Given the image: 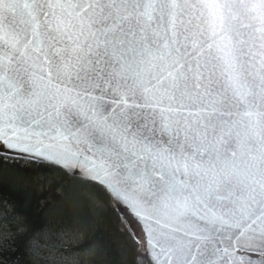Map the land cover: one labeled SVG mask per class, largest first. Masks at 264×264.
I'll return each mask as SVG.
<instances>
[{
  "label": "snow or ice",
  "instance_id": "1",
  "mask_svg": "<svg viewBox=\"0 0 264 264\" xmlns=\"http://www.w3.org/2000/svg\"><path fill=\"white\" fill-rule=\"evenodd\" d=\"M0 154L83 174L144 264H264V0H0Z\"/></svg>",
  "mask_w": 264,
  "mask_h": 264
},
{
  "label": "trees",
  "instance_id": "2",
  "mask_svg": "<svg viewBox=\"0 0 264 264\" xmlns=\"http://www.w3.org/2000/svg\"><path fill=\"white\" fill-rule=\"evenodd\" d=\"M18 159L0 162V262L144 264L141 231V239L122 237L119 229L131 232L125 214L111 201H96L91 182L70 174L61 177L45 163L13 162ZM41 230L50 238L37 253L30 239ZM101 246L106 254H91L90 249Z\"/></svg>",
  "mask_w": 264,
  "mask_h": 264
},
{
  "label": "water",
  "instance_id": "3",
  "mask_svg": "<svg viewBox=\"0 0 264 264\" xmlns=\"http://www.w3.org/2000/svg\"><path fill=\"white\" fill-rule=\"evenodd\" d=\"M3 155H4V154H3ZM16 158H18V157H16ZM25 159H26V160H31V161H34V162H39V163H45V164H48L47 161L40 160V159H38V158L26 157ZM65 171H67L68 174L72 175V169H65ZM82 176H83V174H81V177H79V178L82 179ZM112 205H113L114 208H115V205H114V204H112ZM121 207H123V205H122ZM115 209H116V208H115ZM116 210L120 213V210H119V209H116ZM120 214H121V213H120ZM123 214H125V216H127L129 219H131V220L134 222L135 225L138 224L137 227L140 229L142 235H144V234H143V226L139 224V221L136 220L135 216L132 215L131 211L128 210V209H125V212H124ZM127 223H128V222H127Z\"/></svg>",
  "mask_w": 264,
  "mask_h": 264
},
{
  "label": "rangeland",
  "instance_id": "4",
  "mask_svg": "<svg viewBox=\"0 0 264 264\" xmlns=\"http://www.w3.org/2000/svg\"><path fill=\"white\" fill-rule=\"evenodd\" d=\"M0 264H6L4 258H1V262H0Z\"/></svg>",
  "mask_w": 264,
  "mask_h": 264
}]
</instances>
